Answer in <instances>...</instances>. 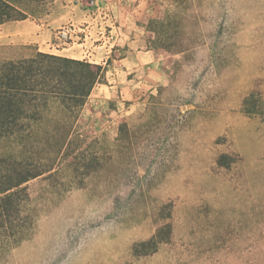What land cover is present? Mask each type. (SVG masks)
Returning <instances> with one entry per match:
<instances>
[{
	"label": "rangeland",
	"instance_id": "obj_1",
	"mask_svg": "<svg viewBox=\"0 0 264 264\" xmlns=\"http://www.w3.org/2000/svg\"><path fill=\"white\" fill-rule=\"evenodd\" d=\"M27 11L58 27L54 38L0 41V63L67 49L104 78L58 165L62 134L45 137L54 105L21 149L0 141V157L59 168L25 184L32 230L0 264H264V0H45ZM140 47L155 67L136 65ZM251 93L255 114L243 109ZM83 157L92 169L74 177ZM165 223L169 241L133 256Z\"/></svg>",
	"mask_w": 264,
	"mask_h": 264
},
{
	"label": "trees",
	"instance_id": "obj_2",
	"mask_svg": "<svg viewBox=\"0 0 264 264\" xmlns=\"http://www.w3.org/2000/svg\"><path fill=\"white\" fill-rule=\"evenodd\" d=\"M42 1L45 0H0V25L26 19L27 5ZM103 78L101 65L41 52L30 58L1 62L0 141H10L21 149L26 140L33 138L36 127L54 105L58 117L45 137L55 138L60 131L63 141L54 160L58 161L60 156L68 158L75 152L72 122ZM255 95L251 93L244 99L243 109L247 114L257 113L252 101ZM226 158L220 156L217 164L227 167L223 162ZM54 160L50 163L29 160L21 156V151L13 157H0V259L30 235L34 216L25 184L38 177L55 178L59 168ZM81 160L70 167L74 177H86L92 169L84 157ZM166 208L162 206V210ZM170 236L171 225L162 224L149 239L132 246V255L155 253Z\"/></svg>",
	"mask_w": 264,
	"mask_h": 264
},
{
	"label": "crops",
	"instance_id": "obj_3",
	"mask_svg": "<svg viewBox=\"0 0 264 264\" xmlns=\"http://www.w3.org/2000/svg\"><path fill=\"white\" fill-rule=\"evenodd\" d=\"M57 28L58 27L53 26L52 23L40 24L34 21H30L28 19L20 20V21H10L0 25V41H8V43L22 44V45H30V44H35L38 46H40L41 44L46 45L50 43L54 38L55 31L57 30ZM132 43L134 44V42ZM138 46L141 45L138 43ZM65 50L67 49H61L59 51L57 50L56 51L57 55L73 58V59H79L69 55L61 54V52ZM36 52H45V51H42L41 49L38 48L36 49ZM134 55H136V58L135 57L133 58L134 61L136 62V65H138V67L145 63L152 64L151 65L152 68L157 65V57L149 49H142V47H140V49H138V51L135 52ZM153 74L154 72H152L151 75L148 76L149 79L156 78V76H154Z\"/></svg>",
	"mask_w": 264,
	"mask_h": 264
},
{
	"label": "built area",
	"instance_id": "obj_4",
	"mask_svg": "<svg viewBox=\"0 0 264 264\" xmlns=\"http://www.w3.org/2000/svg\"><path fill=\"white\" fill-rule=\"evenodd\" d=\"M60 37H66V31L62 30L61 32H59L57 38L59 39Z\"/></svg>",
	"mask_w": 264,
	"mask_h": 264
}]
</instances>
